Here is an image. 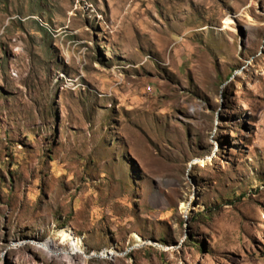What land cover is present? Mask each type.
<instances>
[{
    "label": "rangeland",
    "instance_id": "obj_1",
    "mask_svg": "<svg viewBox=\"0 0 264 264\" xmlns=\"http://www.w3.org/2000/svg\"><path fill=\"white\" fill-rule=\"evenodd\" d=\"M80 238L264 264V0H0V264Z\"/></svg>",
    "mask_w": 264,
    "mask_h": 264
},
{
    "label": "bare ground",
    "instance_id": "obj_2",
    "mask_svg": "<svg viewBox=\"0 0 264 264\" xmlns=\"http://www.w3.org/2000/svg\"><path fill=\"white\" fill-rule=\"evenodd\" d=\"M49 244L50 243L47 242V243L42 244V246L45 247L46 249H49ZM86 250H87V246H86L85 242L80 238L77 241V243H75L74 247L71 248L69 251H67V250L64 251L61 248H57L54 251H51L49 253H50V255H56V256L65 254L68 256V260L71 264L77 263L73 257L75 255H78V254H80V260H79L78 264H83V261L85 258H90V257H95V256L101 257V258H104V257L108 258L110 256L119 255L117 252L112 251V250H110V251L106 250V251L102 252L101 254H99L98 252L95 251V252L91 253V255H88Z\"/></svg>",
    "mask_w": 264,
    "mask_h": 264
}]
</instances>
